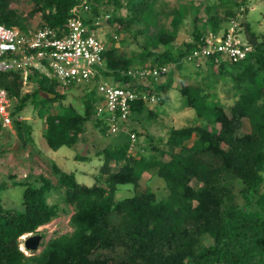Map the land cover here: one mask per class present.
Instances as JSON below:
<instances>
[{"label": "trees", "instance_id": "trees-1", "mask_svg": "<svg viewBox=\"0 0 264 264\" xmlns=\"http://www.w3.org/2000/svg\"><path fill=\"white\" fill-rule=\"evenodd\" d=\"M12 1L0 0V24L25 31L28 18L39 13L38 26L48 25L62 36L73 15L70 10L82 0H28L33 6L27 16L13 8ZM154 4V0H93L90 12L81 17L95 29V18L107 14L99 26L114 28L106 37L100 33L106 45V71L101 72L104 79L137 95L129 102L125 131L139 136L141 131L131 123L144 112L156 116L148 103L153 96L159 104L168 99L173 69H177L184 103L198 123L171 128L154 154L142 153L137 146L135 156L128 151L132 142L127 132L113 134L124 141L100 150L102 164L90 185L79 183L74 173L55 164L56 182L43 175L34 183L20 181L25 186L21 210L3 206L0 197V264H264V191L260 187L264 179V33L253 32L245 20L248 0L209 1L202 12L193 0H185L165 13L170 30L159 24ZM187 18L192 25L190 38L178 41L180 25ZM232 25L235 39L244 32L245 42H239L251 47L244 58L234 61L217 52L184 61L205 45L208 33L225 36ZM162 66L168 71L157 77L134 72ZM194 75L203 81L210 75L230 83L234 102L226 107L207 92L205 84H186ZM92 84L78 95L82 104L78 110L72 103L64 105L66 92L37 71L29 74L26 87L19 72H0V86L11 98L12 126L21 145L33 143L32 125L21 114L27 104L38 108L37 99L47 98L43 91L54 94L48 101H59L54 112L50 106L43 108L42 136L49 148L73 147L88 122L102 135H111L105 113L96 114L101 97ZM244 120L248 131H242ZM4 128L0 122V137ZM145 171L164 180L165 196L158 198L148 187L119 199L115 196L119 186L138 187ZM5 186L1 181L0 191ZM54 192L66 207H72V231L51 237L40 253L27 255L20 248V237L37 233L58 216L59 204L47 200Z\"/></svg>", "mask_w": 264, "mask_h": 264}, {"label": "rangeland", "instance_id": "rangeland-1", "mask_svg": "<svg viewBox=\"0 0 264 264\" xmlns=\"http://www.w3.org/2000/svg\"><path fill=\"white\" fill-rule=\"evenodd\" d=\"M184 1L185 0H154L155 10L157 13H160L159 24L170 30V18L166 16L165 13H168L178 5L184 3ZM193 1L195 4L200 6L202 12V7L206 2H213L217 0ZM11 6L21 15L27 16L33 5L28 0H13ZM219 12H221L220 8ZM40 20L39 13L35 14L33 17H29L28 28L30 30L36 29ZM245 20L249 23L253 32L264 33V0H248V13ZM113 29L111 27L110 30L108 26L103 25L101 26L99 33H101L103 37H106L112 33ZM191 30L192 25L187 18L180 25L177 40H189ZM120 37L121 36L118 38ZM238 38L242 43L245 42L244 32H240ZM119 50L122 52L125 51L122 47ZM201 66L202 68H205L204 63H202ZM184 67L190 70L192 66L186 63ZM176 71L177 69H173L174 77L171 83V88L168 90V99L165 100L163 104H159L156 100L148 103V108L153 109L156 116L153 117L147 112H144L139 117L138 121L135 120L131 123L132 127H136L139 131H141L140 135H137L135 138V150L134 148L130 149L134 146V143L130 145V148L128 149V151L135 156L138 155L136 154V149L138 147L143 149L142 153L154 154L156 150L162 147L164 141L166 140L168 131L171 128H178L184 125L198 123L194 111L185 105L184 98L179 92L178 88L180 86V82ZM208 78L209 79L207 81H203L202 77L194 75L193 77L186 79V84H205L207 92L216 95L217 100L222 102L226 107L230 106L235 100L233 95L234 91L230 90V83L219 78L215 79L210 75H208ZM91 86L92 84H84L74 86L70 89L60 90L62 92H66L62 103L64 105L72 103L78 110H81L82 104L79 100H77V97L82 92L87 91L88 87ZM48 100L50 99L40 97L37 99L38 108H34V105L32 104H27L21 114L20 118L28 121L32 125L33 130L31 137L33 139V143L28 144L27 147H23L20 140L17 138L13 126L5 127L2 136L0 137V182H6V186L0 191V197L3 206L7 208H15L17 210L22 209L21 197L25 186L24 183L21 184L20 181L28 179L34 183V180H36L35 178L39 175H43L51 178L53 182H56V175L53 171L54 164L66 172L74 173L75 178L79 183L86 185L94 183V176L97 174L98 169L102 164V154H99L100 150L103 147L112 145L113 143H120L124 141V138H113V134L106 136L102 135L91 122H88L86 123V131L73 147L61 146L56 150L49 148L42 136L44 128L42 118V115L44 114L43 108L50 106L51 111L54 112V108L57 107L59 101ZM127 121L125 124L128 123ZM248 130V121L244 120L242 124V131ZM121 131H123V133L127 132L119 128V130L114 134L116 135ZM127 135L130 137V133L127 132ZM153 147H156V149H152ZM78 156H86L87 159L79 160L77 159ZM164 157L165 160L168 159L167 156ZM262 175L264 176V170L262 171ZM147 187L154 191L158 198L165 196L167 193L164 180L160 177L151 175V172L145 171L141 175L138 187L135 188L132 185L119 186V190L115 193V196L119 199L124 195L140 193ZM260 187L261 190L264 191V179ZM47 200L49 203H58L61 210L59 211L57 217L52 219L47 224L40 226L37 229V233H33L40 234L42 236L41 242L35 250H26L23 245L26 235L21 236L20 248L23 249L27 255L40 253L44 247L43 244L51 237L59 236L72 231V227L69 223L72 207H66L63 201H61L60 194L57 192L52 193ZM208 242L209 241L205 240V244Z\"/></svg>", "mask_w": 264, "mask_h": 264}, {"label": "built area", "instance_id": "built-area-1", "mask_svg": "<svg viewBox=\"0 0 264 264\" xmlns=\"http://www.w3.org/2000/svg\"><path fill=\"white\" fill-rule=\"evenodd\" d=\"M92 1L82 0L70 10L73 15L68 17L62 36L45 24L25 31L16 26L6 27L0 24V72H19L23 87L27 86L28 76L32 71L55 80L62 90L72 85L94 83L101 97L96 106V114L101 116L105 113L107 133L114 134L119 128L126 129L123 123L128 120L129 102L136 99L137 95L129 88L115 85L102 77L101 71H106L103 61L106 45L99 33V25L108 15L95 18L92 22L95 29L85 24L81 15L90 12ZM234 29L235 25H232L225 36L208 33L204 39L205 45L193 50L184 60H199L217 52L234 61L244 58L251 47L241 45L235 39ZM167 71L168 68L162 66L159 69L134 72L157 77ZM155 100L154 96L151 97V101ZM10 108L11 98L7 90L0 86V122L4 127L12 126ZM135 138L136 134L131 132V145Z\"/></svg>", "mask_w": 264, "mask_h": 264}, {"label": "water", "instance_id": "water-1", "mask_svg": "<svg viewBox=\"0 0 264 264\" xmlns=\"http://www.w3.org/2000/svg\"><path fill=\"white\" fill-rule=\"evenodd\" d=\"M244 29L247 32L248 38L251 41V43L255 44L256 40L252 36V34L247 31V27H246L245 24H244ZM45 96L47 98H50V97H54V94L45 92ZM40 242H41V237H40L39 234H29V235L26 236V238L24 240V247L27 250H35L36 248H38Z\"/></svg>", "mask_w": 264, "mask_h": 264}, {"label": "clouds", "instance_id": "clouds-1", "mask_svg": "<svg viewBox=\"0 0 264 264\" xmlns=\"http://www.w3.org/2000/svg\"><path fill=\"white\" fill-rule=\"evenodd\" d=\"M184 61H185V60H184ZM172 67H174V65H172ZM45 92H46V91H43L42 93L45 95ZM135 134H136V133H135ZM29 234H33V233H27V234H24V235L27 236V235H29ZM20 238H21V237H20ZM23 245H24V243H23ZM22 250H23V249H22ZM26 250H27V249H26Z\"/></svg>", "mask_w": 264, "mask_h": 264}]
</instances>
